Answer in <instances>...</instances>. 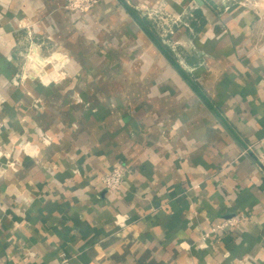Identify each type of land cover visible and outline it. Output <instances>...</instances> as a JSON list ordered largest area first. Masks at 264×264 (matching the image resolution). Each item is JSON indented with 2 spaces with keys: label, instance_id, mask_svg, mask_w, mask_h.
Wrapping results in <instances>:
<instances>
[{
  "label": "crops",
  "instance_id": "crops-1",
  "mask_svg": "<svg viewBox=\"0 0 264 264\" xmlns=\"http://www.w3.org/2000/svg\"><path fill=\"white\" fill-rule=\"evenodd\" d=\"M254 1L99 0L78 12L0 0L1 261L264 264V0ZM144 4L183 17L174 38L189 55L171 63L134 17ZM27 31L56 43L59 72L25 93L11 78ZM52 56L34 51L28 64ZM113 167L124 177L109 192L96 176ZM230 216L239 228H214Z\"/></svg>",
  "mask_w": 264,
  "mask_h": 264
},
{
  "label": "rangeland",
  "instance_id": "rangeland-1",
  "mask_svg": "<svg viewBox=\"0 0 264 264\" xmlns=\"http://www.w3.org/2000/svg\"><path fill=\"white\" fill-rule=\"evenodd\" d=\"M221 1V4L224 8H227V6L230 3H255L254 0H219ZM159 5V8L152 7L148 4H144L143 6L139 7L138 5L136 10L133 11L134 17L138 19L144 26L147 27V30L149 31V34L151 35V38L155 41V43L158 44L159 48L163 50L164 55L171 61V63L174 65L179 60H181V57H186L189 55V47L185 42L181 39H176L175 33L176 28H179L183 23V17L181 15L171 13H165V10L162 8V6ZM94 7V5L92 6ZM90 7V8H92ZM139 7V8H138ZM64 8L68 10L65 7V0H64ZM88 8V10L90 9ZM135 9V8H133ZM72 11V10H70ZM87 11V10H86ZM165 14H163L162 12ZM25 36V37H24ZM34 34L31 31H27V33H24V35L21 37L19 35V38L23 40L21 45L17 47L14 55L12 56L13 59H15V56H17L18 60L15 59L16 66H14V74L11 78V83L18 87L19 89H23L25 93H27L28 84L29 85H35V87H39L44 85V80L48 79V75H44V71L49 72L50 68L54 71H58L59 64L58 61L59 57L56 54L58 51H56V43L52 40L46 39L45 34L37 35L35 38L33 37ZM24 37V38H23ZM187 43V41H186ZM38 53L42 57H49L51 55L52 59L47 60V66L45 63H40L38 65L32 64V67L34 68L35 72L33 73V68H30L28 61L29 56L34 53ZM53 61V62H52ZM12 62V60H11ZM185 63H183L184 65ZM35 65V67H34ZM41 65V66H39ZM184 69H188L186 64L184 65ZM184 70V71H186ZM39 73H43L40 75ZM57 81V80H56ZM26 88V89H25ZM35 103H40L37 98L35 97ZM33 106H36L34 104ZM8 152L6 151V154ZM6 163V167L12 168L13 167V161L12 159H8L4 161Z\"/></svg>",
  "mask_w": 264,
  "mask_h": 264
},
{
  "label": "built area",
  "instance_id": "built-area-1",
  "mask_svg": "<svg viewBox=\"0 0 264 264\" xmlns=\"http://www.w3.org/2000/svg\"><path fill=\"white\" fill-rule=\"evenodd\" d=\"M99 0H65V7L68 10L85 12L88 8L95 5ZM247 151H251L250 146L246 148ZM257 165L261 169L264 175V147L262 151L256 155ZM99 183L109 192H116L120 186L124 177V169L122 167H113L108 171H105L96 176ZM240 220L236 216H230L223 218L218 224L214 226L215 229L226 231L229 229L239 228ZM213 228V230H214ZM0 264H6L0 260Z\"/></svg>",
  "mask_w": 264,
  "mask_h": 264
}]
</instances>
